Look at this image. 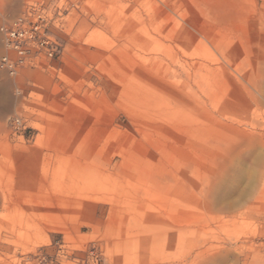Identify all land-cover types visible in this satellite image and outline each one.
Here are the masks:
<instances>
[{
  "label": "rangeland",
  "instance_id": "rangeland-1",
  "mask_svg": "<svg viewBox=\"0 0 264 264\" xmlns=\"http://www.w3.org/2000/svg\"><path fill=\"white\" fill-rule=\"evenodd\" d=\"M22 16L0 264H264V0H0Z\"/></svg>",
  "mask_w": 264,
  "mask_h": 264
},
{
  "label": "built area",
  "instance_id": "built-area-1",
  "mask_svg": "<svg viewBox=\"0 0 264 264\" xmlns=\"http://www.w3.org/2000/svg\"><path fill=\"white\" fill-rule=\"evenodd\" d=\"M25 19H16L10 27H1L4 53L0 57V70L9 76H16L19 69L26 65L35 64L32 46H42V41L35 40L37 26L27 27ZM48 56L52 52L46 50ZM13 126H19L20 120L15 118L11 122Z\"/></svg>",
  "mask_w": 264,
  "mask_h": 264
}]
</instances>
